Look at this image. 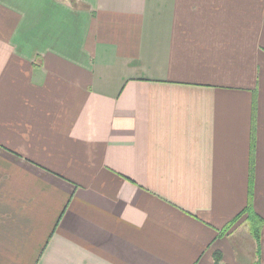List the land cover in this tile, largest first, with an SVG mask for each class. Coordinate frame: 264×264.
<instances>
[{
  "label": "crops",
  "instance_id": "1",
  "mask_svg": "<svg viewBox=\"0 0 264 264\" xmlns=\"http://www.w3.org/2000/svg\"><path fill=\"white\" fill-rule=\"evenodd\" d=\"M214 253L264 264V0H0V264Z\"/></svg>",
  "mask_w": 264,
  "mask_h": 264
},
{
  "label": "trees",
  "instance_id": "2",
  "mask_svg": "<svg viewBox=\"0 0 264 264\" xmlns=\"http://www.w3.org/2000/svg\"><path fill=\"white\" fill-rule=\"evenodd\" d=\"M252 147H253V142L251 143V160H250V181L252 179V169H253V165H252ZM249 196V200L247 203V206L235 217L233 218V220L230 221V223L225 227L224 230H222L221 232H219L220 235H222L224 232L227 231V229H229L237 220H239V218L242 216V214L247 215L246 216V222H247V226H248V230L250 232V235L254 237V239L258 238V233H259V229L260 227L263 225V221L257 216V214L253 211L252 207H251V199H252V186L250 184L249 187V192H248ZM215 263L219 264V254L214 253L213 255Z\"/></svg>",
  "mask_w": 264,
  "mask_h": 264
},
{
  "label": "rangeland",
  "instance_id": "3",
  "mask_svg": "<svg viewBox=\"0 0 264 264\" xmlns=\"http://www.w3.org/2000/svg\"><path fill=\"white\" fill-rule=\"evenodd\" d=\"M242 216L246 219V216H247V215L242 214ZM244 221H245V220H244ZM236 222H237V221H236ZM236 222H235L234 224H236ZM238 222H240V220H239ZM242 223H244V222L241 221V224H242ZM234 224H233V225H234ZM233 225H232V226H233Z\"/></svg>",
  "mask_w": 264,
  "mask_h": 264
}]
</instances>
